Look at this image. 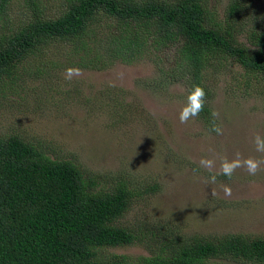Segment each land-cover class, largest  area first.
<instances>
[{"label": "rangeland", "instance_id": "rangeland-1", "mask_svg": "<svg viewBox=\"0 0 264 264\" xmlns=\"http://www.w3.org/2000/svg\"><path fill=\"white\" fill-rule=\"evenodd\" d=\"M64 1L41 0V7L54 16L65 8ZM209 2L211 15L225 23L230 0ZM248 3L252 6L241 19L243 28L264 26V0ZM23 8L22 1L11 12L12 23L18 15L24 20L22 14L32 15ZM106 24L101 22L102 27ZM153 44L150 39L142 55L123 62L112 60L104 43L99 52L108 62L102 70L79 68L67 79L68 69H78L73 68L76 58L70 54L76 46L71 43H54L25 60L18 79L7 81L6 95L0 94V138L31 137L51 158L60 155L96 175L123 176L143 197L119 224L137 230L155 223L188 241L228 235L264 238V152L256 151L253 142L257 134L264 137V95L256 90L262 86L257 81L246 85L253 77L232 60L214 58L213 65L226 62L216 73L209 68L205 83L211 94L206 102L211 113H219L215 124L222 134L212 131V116L207 123L200 114L181 123L179 113L191 90L189 75L168 76L175 67L168 61L162 64L165 53ZM90 47L94 53L100 48L93 42ZM237 154L261 162L255 175L245 167L237 168L231 179L222 174V163ZM201 159L212 161V167L202 166ZM153 183L160 190L144 194ZM224 186L231 195H225ZM151 236L149 231L143 245L107 248L104 253L141 264L142 257L152 254ZM205 264L242 263L212 259Z\"/></svg>", "mask_w": 264, "mask_h": 264}, {"label": "trees", "instance_id": "trees-1", "mask_svg": "<svg viewBox=\"0 0 264 264\" xmlns=\"http://www.w3.org/2000/svg\"><path fill=\"white\" fill-rule=\"evenodd\" d=\"M22 1L32 15L21 13L27 20L18 15L12 23L11 12ZM248 1L230 0L222 23L211 15L209 0H65V8L54 16L45 13L41 0H0V94L6 95L7 81L18 79L25 60L54 43L76 46L70 54L76 58L73 68L102 70L108 62L99 52L104 43L112 60L132 62L152 39L165 53L162 64L168 61L175 67L168 76L188 74L191 89L204 88L200 117L207 123L209 68L216 73L226 62L213 65L214 58L238 64L253 77L245 84L257 81L262 87L256 90L264 95V26L243 28L241 19L252 6ZM100 20L108 24L102 27ZM92 42L100 46L95 53ZM130 186L121 175L100 176L60 155L51 158L31 137L0 138V264H135L127 256L104 252L143 245L149 231L148 245L154 248L141 264H205L212 259L264 264L262 237L188 241L155 223L137 230L119 224L143 197ZM159 190L160 184L153 183L142 192Z\"/></svg>", "mask_w": 264, "mask_h": 264}, {"label": "clouds", "instance_id": "clouds-1", "mask_svg": "<svg viewBox=\"0 0 264 264\" xmlns=\"http://www.w3.org/2000/svg\"><path fill=\"white\" fill-rule=\"evenodd\" d=\"M79 69H68L66 79L70 78L73 72L79 73ZM206 92L204 88L200 85H193L192 89L189 91L186 103L181 108L179 113V120L181 123H187L190 119L198 116L204 110ZM219 113L212 111L211 116L213 117L212 131L216 132L218 135L222 134V129L215 124V118L218 117ZM254 144L256 146V151L264 152V137L257 134L254 137ZM201 165L206 168L212 167V161L201 159ZM260 161L255 160L251 157L247 159H241L239 154H237L236 159L222 163V174L231 179L234 171L237 168L245 167L250 175H255L259 170ZM216 177L212 176V182H215ZM225 195H231V189L228 186H224ZM214 194V193H213Z\"/></svg>", "mask_w": 264, "mask_h": 264}]
</instances>
